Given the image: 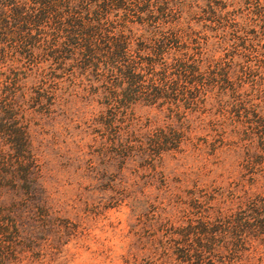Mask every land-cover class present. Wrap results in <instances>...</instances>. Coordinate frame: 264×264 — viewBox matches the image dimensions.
Segmentation results:
<instances>
[{"label": "trees", "instance_id": "obj_1", "mask_svg": "<svg viewBox=\"0 0 264 264\" xmlns=\"http://www.w3.org/2000/svg\"><path fill=\"white\" fill-rule=\"evenodd\" d=\"M77 101L124 159L202 151L197 132L222 145L257 123V195L216 206L150 264H234L255 240L262 264L264 0H0V234L25 207L49 215L30 127Z\"/></svg>", "mask_w": 264, "mask_h": 264}, {"label": "rangeland", "instance_id": "obj_2", "mask_svg": "<svg viewBox=\"0 0 264 264\" xmlns=\"http://www.w3.org/2000/svg\"><path fill=\"white\" fill-rule=\"evenodd\" d=\"M93 110L77 101L34 115L32 151L49 215L33 221L19 206L18 232L0 234V264H150L154 252L178 232L192 235L216 206L236 210L257 195V123H240L252 134L228 144L201 131L194 142L202 151L188 144L149 160L124 159L96 134ZM234 264H261L257 240Z\"/></svg>", "mask_w": 264, "mask_h": 264}]
</instances>
